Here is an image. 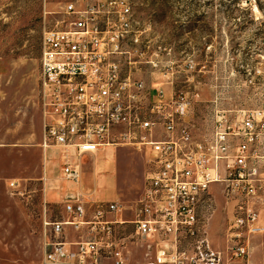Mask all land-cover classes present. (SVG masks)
Segmentation results:
<instances>
[{
	"label": "built area",
	"instance_id": "1",
	"mask_svg": "<svg viewBox=\"0 0 264 264\" xmlns=\"http://www.w3.org/2000/svg\"><path fill=\"white\" fill-rule=\"evenodd\" d=\"M64 9L71 19L64 29L46 31L42 43L44 174L48 161L60 159L64 178L80 186L86 157L107 148H132L146 163L143 192L129 207L135 236L147 249L145 264H223L228 246L215 248L209 238L215 184L223 186L225 199L222 235L238 242L231 248L234 257H248L251 237L264 234V176L254 162V121L232 125L216 110L211 133L198 139L187 120L189 94L167 98L163 89L153 94L133 77L138 63L163 72L166 48L145 41L147 29H135L131 0H74ZM85 199L80 193L65 201L67 220L45 222L53 238L45 240L43 264H101L104 259L128 264L126 243L115 235L125 206L99 203L87 219ZM66 225L86 227L88 238L64 240ZM188 237L195 245L181 250V240Z\"/></svg>",
	"mask_w": 264,
	"mask_h": 264
},
{
	"label": "rangeland",
	"instance_id": "2",
	"mask_svg": "<svg viewBox=\"0 0 264 264\" xmlns=\"http://www.w3.org/2000/svg\"><path fill=\"white\" fill-rule=\"evenodd\" d=\"M72 1L0 0V264H43L45 240L53 238L45 222L63 219L61 206L44 199L40 71L44 34L65 28L71 18L64 8ZM131 3L135 29H147L143 39L166 48L162 71L174 93H188L192 100L189 119L196 137L211 133L216 110L232 125L251 118L258 135L254 162L264 176V0ZM132 70L135 78L160 73L143 63ZM113 150L117 180L130 188L133 201L143 186L145 162L132 148ZM104 158H97V169ZM222 188L211 186L216 203L209 228L212 245L228 246L223 264H264V234L251 237L248 257L233 256L231 248L238 242L222 235L227 227ZM260 215L264 221V202ZM195 243L184 238L180 248Z\"/></svg>",
	"mask_w": 264,
	"mask_h": 264
},
{
	"label": "crops",
	"instance_id": "3",
	"mask_svg": "<svg viewBox=\"0 0 264 264\" xmlns=\"http://www.w3.org/2000/svg\"><path fill=\"white\" fill-rule=\"evenodd\" d=\"M154 74H156L155 77ZM168 76V74L160 72L159 74L152 73L148 78L141 77L138 79L143 80L153 94L157 92V89H163L166 97L171 98L174 95L173 82L167 81ZM187 120L190 122L189 117ZM137 153L140 154L145 162L143 154ZM101 154H105V158L101 161L97 169L95 166L96 161ZM86 160H88V162H86ZM117 175L116 150H113V148L102 150L96 157L88 156L84 159V173L80 186L64 178L59 162L48 161L46 164V173L43 178L44 199L46 203L61 206L63 215L62 220H67L69 218L68 214L64 211L65 201L80 193L86 197L85 208L87 219L91 218L99 203L117 202L122 204L125 206V211L118 216L120 222L115 226V235L119 240L126 243L128 264H145L148 260L146 257L147 249L138 242L135 236V226L131 223L133 213L129 210V207L135 203L142 194L144 180L138 196L131 201V199H129L130 188H122L123 185L117 180ZM130 202L133 203L129 204ZM260 222L264 226L262 215H260ZM87 233L88 229L86 227L77 229L75 226L66 225L64 227L63 238L68 242H80L88 238ZM101 264H114V262L111 259H104Z\"/></svg>",
	"mask_w": 264,
	"mask_h": 264
}]
</instances>
